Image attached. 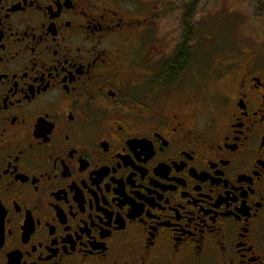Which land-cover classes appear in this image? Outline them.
I'll use <instances>...</instances> for the list:
<instances>
[{"label": "flooded vegetation", "instance_id": "flooded-vegetation-1", "mask_svg": "<svg viewBox=\"0 0 264 264\" xmlns=\"http://www.w3.org/2000/svg\"><path fill=\"white\" fill-rule=\"evenodd\" d=\"M152 1L0 0V264H264V59Z\"/></svg>", "mask_w": 264, "mask_h": 264}, {"label": "rangeland", "instance_id": "rangeland-1", "mask_svg": "<svg viewBox=\"0 0 264 264\" xmlns=\"http://www.w3.org/2000/svg\"><path fill=\"white\" fill-rule=\"evenodd\" d=\"M152 0H142L149 3ZM164 9L172 12L169 17L177 19L180 15V3L184 2L190 16L194 38L203 40V47L195 53L196 65L190 70L191 78L203 76L207 90L218 91V84L209 72L218 65L239 60L247 61L255 54L264 59V1L263 0H155ZM154 2V1H152ZM183 5V6H184ZM166 12V13H168ZM167 30H174L165 23ZM180 35V34H179ZM175 38L174 43L179 39ZM199 37V39H198ZM194 55V54H193Z\"/></svg>", "mask_w": 264, "mask_h": 264}, {"label": "trees", "instance_id": "trees-1", "mask_svg": "<svg viewBox=\"0 0 264 264\" xmlns=\"http://www.w3.org/2000/svg\"><path fill=\"white\" fill-rule=\"evenodd\" d=\"M264 1V0H263ZM184 5V2H182L181 3V5L180 6H183ZM185 9H187V6L186 5H184L183 6ZM189 9V8H188ZM187 9V10H188ZM190 10V9H189ZM189 10H188V15H189ZM186 17L184 16V20H183V22L184 23H186L185 21H186V19H185ZM187 26H188V28H189V35L191 36V37H193L194 36V29L191 27V25H190V23H189V25L188 24H186ZM185 50H182L181 48L179 49V52H178V55H177V60H176V64H175V66H174V68H178V67H181V65H183L184 64V62H185ZM165 73H167V74H171L170 72H169V70H166L165 71Z\"/></svg>", "mask_w": 264, "mask_h": 264}]
</instances>
